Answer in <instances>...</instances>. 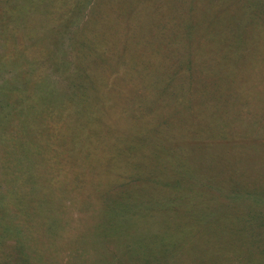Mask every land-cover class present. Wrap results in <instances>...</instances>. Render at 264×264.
I'll return each mask as SVG.
<instances>
[{"label": "rangeland", "instance_id": "obj_1", "mask_svg": "<svg viewBox=\"0 0 264 264\" xmlns=\"http://www.w3.org/2000/svg\"><path fill=\"white\" fill-rule=\"evenodd\" d=\"M0 184V264H264V0H0Z\"/></svg>", "mask_w": 264, "mask_h": 264}, {"label": "trees", "instance_id": "obj_2", "mask_svg": "<svg viewBox=\"0 0 264 264\" xmlns=\"http://www.w3.org/2000/svg\"><path fill=\"white\" fill-rule=\"evenodd\" d=\"M183 57V59H184V56H182ZM187 57V54L185 53V58ZM87 125V124H86ZM84 127V126H83ZM86 127H88V126H86ZM82 128V126L81 127H79L78 126V128L77 127H74L73 126V129H72V133H71V140L70 141H73L74 139H75V137L77 136V134H78V132H79V130ZM84 133H87L86 131H84ZM1 185V184H0ZM150 211H153V207H152V205L150 206ZM6 217H7V215H6V212H5V210L1 207V205H0V221H2V222H4L5 220H6ZM3 219V220H2Z\"/></svg>", "mask_w": 264, "mask_h": 264}]
</instances>
